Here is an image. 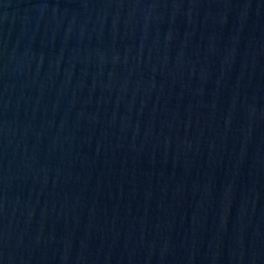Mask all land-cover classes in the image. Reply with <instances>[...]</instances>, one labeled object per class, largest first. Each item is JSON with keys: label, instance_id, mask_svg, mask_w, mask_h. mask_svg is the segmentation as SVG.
Here are the masks:
<instances>
[{"label": "water", "instance_id": "95a60500", "mask_svg": "<svg viewBox=\"0 0 264 264\" xmlns=\"http://www.w3.org/2000/svg\"><path fill=\"white\" fill-rule=\"evenodd\" d=\"M0 264H264V0H0Z\"/></svg>", "mask_w": 264, "mask_h": 264}]
</instances>
